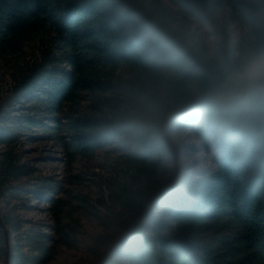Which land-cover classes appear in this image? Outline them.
<instances>
[{"label":"trees","instance_id":"obj_1","mask_svg":"<svg viewBox=\"0 0 264 264\" xmlns=\"http://www.w3.org/2000/svg\"><path fill=\"white\" fill-rule=\"evenodd\" d=\"M139 1L0 0V58L44 33L54 35L58 49L19 84V100L29 101L30 113L12 125L0 119V145L13 147L0 163V195L21 200L30 191L12 185L33 181L37 172L14 152L24 130L59 141L71 161L113 143L124 150L137 187L119 184L112 191L132 220L124 221L99 264H264V83L239 75L264 60V0H174L194 22L216 28L228 11L245 29L240 41L228 37L213 51L204 39L174 28L162 4L152 12ZM123 66L168 91L176 109L168 120L64 116L67 104L106 91ZM234 91L243 93L242 105L232 103ZM187 130L202 150L215 149L213 165L177 169L165 183L170 163L182 154L167 134ZM33 186L51 202L56 225L47 233L24 229L11 212L2 214L9 264H47L57 244L78 243L63 223L61 201L42 196L59 185L40 178ZM7 254L0 227V264Z\"/></svg>","mask_w":264,"mask_h":264},{"label":"rangeland","instance_id":"obj_2","mask_svg":"<svg viewBox=\"0 0 264 264\" xmlns=\"http://www.w3.org/2000/svg\"><path fill=\"white\" fill-rule=\"evenodd\" d=\"M139 3L152 12L159 3L162 4L173 16L169 21L174 28L191 39H204L211 51L228 37L238 42L246 36L245 29L228 11L222 14L220 24L214 28L194 22L174 0H140ZM56 47L53 34H38L21 51L0 58V119L12 125L19 115L30 113L29 101L19 100L22 93L18 91L21 89L19 84L24 79L29 80L31 69L44 63L47 54L57 55ZM260 68H264V60L251 63L242 77L250 79L253 71ZM161 89L140 70L123 66L117 70L106 91H100L98 95L86 93L78 103L67 104L64 116L121 120L130 115L126 118L137 123L153 117L168 120L169 114L176 109L169 100L168 91ZM43 121L50 123L49 118ZM167 135L172 144L180 147L182 154L176 162L170 163L162 181L171 180L180 168L192 173L213 165L215 149L202 150L200 141L191 136L190 130ZM115 145L112 143L93 156H79L71 161L59 141L42 137L35 129L22 131L14 152L19 163L29 164L37 172L33 181L24 177L12 182L13 186L26 184L30 191L22 193L21 200L13 198V194L7 196L10 192L0 195V212H11L21 219L24 229L52 232L56 224L51 202L39 198L32 189L33 183H38L40 178L51 179L59 185L55 194L41 193L61 201L65 211L63 223L71 234L77 236L78 243L76 247L57 244V254L47 264H99L121 235L124 221L132 220L126 203L117 199L112 191L119 184L134 189L137 180L128 172L133 173V170L125 164L124 150L115 148ZM193 145L195 149L190 147ZM12 148L0 145V163Z\"/></svg>","mask_w":264,"mask_h":264},{"label":"clouds","instance_id":"obj_3","mask_svg":"<svg viewBox=\"0 0 264 264\" xmlns=\"http://www.w3.org/2000/svg\"><path fill=\"white\" fill-rule=\"evenodd\" d=\"M239 75H244L239 74ZM250 79H256L257 81L264 83V68L255 69L252 75L249 77ZM245 97L243 93L234 91L232 93V103L236 105H242L244 103Z\"/></svg>","mask_w":264,"mask_h":264},{"label":"water","instance_id":"obj_4","mask_svg":"<svg viewBox=\"0 0 264 264\" xmlns=\"http://www.w3.org/2000/svg\"><path fill=\"white\" fill-rule=\"evenodd\" d=\"M0 227L4 232V237H5V241H6V247H7V253H8L6 258H5L4 264H9V256L8 255H9V251H10V232H9L8 227L4 224L3 216L1 214V212H0Z\"/></svg>","mask_w":264,"mask_h":264}]
</instances>
